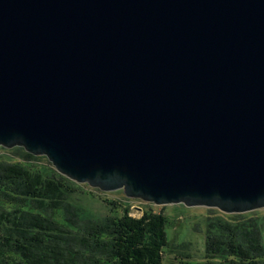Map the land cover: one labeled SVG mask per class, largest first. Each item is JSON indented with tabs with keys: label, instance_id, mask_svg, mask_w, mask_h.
Masks as SVG:
<instances>
[{
	"label": "water",
	"instance_id": "95a60500",
	"mask_svg": "<svg viewBox=\"0 0 264 264\" xmlns=\"http://www.w3.org/2000/svg\"><path fill=\"white\" fill-rule=\"evenodd\" d=\"M0 147L156 206L264 208V0H0Z\"/></svg>",
	"mask_w": 264,
	"mask_h": 264
},
{
	"label": "trees",
	"instance_id": "16d2710c",
	"mask_svg": "<svg viewBox=\"0 0 264 264\" xmlns=\"http://www.w3.org/2000/svg\"><path fill=\"white\" fill-rule=\"evenodd\" d=\"M13 152L19 161L29 162L0 164V179L18 184V189L9 191L11 198L0 183V264H70L75 254L68 245L62 247V238L46 253L43 248L51 246L47 244L51 232L77 235L78 230L66 220L70 208L63 207L64 198L81 192L85 185H77L53 169L45 173L38 166L32 168L34 162L46 160L42 156L30 155L22 148ZM166 215L149 209L139 219L124 214L106 226L84 218L88 221L84 224L87 240L80 247L89 252L107 249L114 260L111 263L163 264L170 245ZM79 216L86 217L83 211ZM206 223L204 264H264V211L226 215L213 210V219Z\"/></svg>",
	"mask_w": 264,
	"mask_h": 264
},
{
	"label": "rangeland",
	"instance_id": "374dc122",
	"mask_svg": "<svg viewBox=\"0 0 264 264\" xmlns=\"http://www.w3.org/2000/svg\"><path fill=\"white\" fill-rule=\"evenodd\" d=\"M15 148L20 147H0V164L8 162L13 163L16 161L20 163L29 162L27 160L19 161L16 154H14L13 152ZM34 166H38L39 168L44 170L45 173H48V171H50L51 169L56 171L47 159L34 162L32 168H35ZM0 183L1 185L5 184L8 192L13 191L15 188L18 189V184L16 183L11 184L10 182H5L3 180L0 181ZM76 184L85 186L80 188L81 192L66 195L64 201L68 205H71V207L66 206L65 203L63 207L70 208L69 214H66V220L69 221V223L73 224V230H78L77 235H58L57 233L52 234L51 232V238L48 239L47 243L51 246L43 248L44 253H46L48 249L52 247L53 242H57V239L62 238V247L68 245V247L71 248L72 252L75 254L73 255L74 258L72 259V262H70V264H116L115 262L111 263V261L114 260L112 258L110 259V254L108 253L107 249H92L93 252H89L88 250H84L83 248L81 249L80 243H84L86 245L87 240V235L84 231V224L88 221H85L86 219L84 218L88 217V220H90L91 222L105 224L106 226L107 224H109L110 220H117L124 214H126V216L128 217L139 219L142 217L143 213H146L149 211V209H151L152 212H161L168 214L166 215V217L168 218V222L170 224V226H168L170 245L168 247V253L163 255L162 263H205L203 258L205 257L206 253V221L208 220V218L213 219V210L216 209L205 207H186L183 204L156 206L152 203L142 201L138 198H128L124 195L122 190L105 192L97 188H91L87 184ZM9 196L12 198L13 195H11V193L9 192ZM7 198L8 197L6 196L3 197V199ZM11 198H8L7 200L11 202ZM15 203L20 205L18 200H16ZM162 208L163 210H161ZM79 211H83L86 217H83V219H81L79 216ZM256 211H264V208L247 213H254ZM61 217L63 219V214H61ZM57 218H60L59 215L57 216ZM183 257L186 258L184 259ZM58 260L60 261L59 258ZM64 262L65 261H63V263ZM35 263L39 264V262Z\"/></svg>",
	"mask_w": 264,
	"mask_h": 264
}]
</instances>
